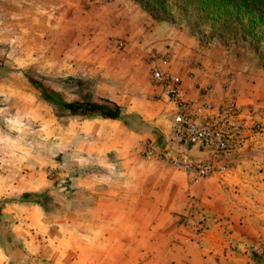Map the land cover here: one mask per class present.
I'll return each instance as SVG.
<instances>
[{
  "label": "rangeland",
  "instance_id": "rangeland-1",
  "mask_svg": "<svg viewBox=\"0 0 264 264\" xmlns=\"http://www.w3.org/2000/svg\"><path fill=\"white\" fill-rule=\"evenodd\" d=\"M163 24L180 44L195 40L191 65L206 72L196 99L177 74L181 96L235 104L231 124L243 129L232 151L172 138L178 107L150 79L153 65L176 74L173 47L154 46ZM85 85L149 125L70 115L60 102ZM147 143L213 169L197 174L147 155ZM43 194L56 205L50 213L36 202ZM3 200L20 241L11 251L0 244V264H264V24L229 39L190 16L154 18L134 0H0Z\"/></svg>",
  "mask_w": 264,
  "mask_h": 264
},
{
  "label": "trees",
  "instance_id": "trees-1",
  "mask_svg": "<svg viewBox=\"0 0 264 264\" xmlns=\"http://www.w3.org/2000/svg\"><path fill=\"white\" fill-rule=\"evenodd\" d=\"M147 7L154 18L174 21L175 15L190 16L200 25H208L213 32H219L227 38H242L252 34L254 28L259 31L264 24V0H134ZM246 16L250 24L245 23ZM29 80L40 89L43 98L49 102H57L55 92L48 90L42 83L29 76ZM61 106L73 116L100 115L104 118L119 119L133 130L148 126L140 115L126 112L115 100L95 95L85 85L79 98L61 101ZM37 204L45 213H50L56 206L48 194L38 195ZM0 201V244L8 251L19 247V239L15 237L8 225V219L2 213ZM9 248V249H8Z\"/></svg>",
  "mask_w": 264,
  "mask_h": 264
},
{
  "label": "built area",
  "instance_id": "built-area-1",
  "mask_svg": "<svg viewBox=\"0 0 264 264\" xmlns=\"http://www.w3.org/2000/svg\"><path fill=\"white\" fill-rule=\"evenodd\" d=\"M169 60V56L163 57L164 63ZM150 79L153 83L162 85L168 98L178 107V112L173 118L172 138L174 140L212 152L226 153L236 147L235 139L242 135L243 126L231 124L232 116L237 111L234 103L215 108L211 103L195 104L189 99H184L181 96L180 77L156 65L151 67ZM145 151L147 155H155L197 174H208L213 169L212 161L193 165L186 160L174 159L166 155L152 143L146 144Z\"/></svg>",
  "mask_w": 264,
  "mask_h": 264
},
{
  "label": "crops",
  "instance_id": "crops-1",
  "mask_svg": "<svg viewBox=\"0 0 264 264\" xmlns=\"http://www.w3.org/2000/svg\"><path fill=\"white\" fill-rule=\"evenodd\" d=\"M157 28V33L159 36L156 38L159 39L155 40L156 42L154 46L159 50L164 49L166 45L173 47L174 52L171 61V69L182 79L183 94L185 97H190L193 99L198 98L200 91L197 87V82L201 84V82H205L207 79L204 76L206 72H202L191 65V61L194 59V53L191 52V48H189L188 45L193 46L195 40L192 38H185L180 44L176 39L171 38V33L173 32L174 27L163 24L157 25ZM190 70H192L194 73L189 72ZM162 99L166 100L163 95ZM166 101L167 107L174 112L176 109L174 103L168 100Z\"/></svg>",
  "mask_w": 264,
  "mask_h": 264
}]
</instances>
